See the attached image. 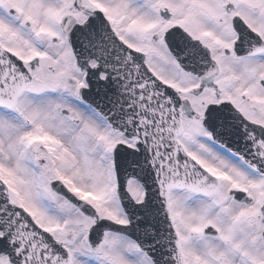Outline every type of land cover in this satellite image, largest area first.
I'll use <instances>...</instances> for the list:
<instances>
[{
    "label": "snow or ice",
    "instance_id": "1",
    "mask_svg": "<svg viewBox=\"0 0 264 264\" xmlns=\"http://www.w3.org/2000/svg\"><path fill=\"white\" fill-rule=\"evenodd\" d=\"M0 264H264V0H0Z\"/></svg>",
    "mask_w": 264,
    "mask_h": 264
}]
</instances>
